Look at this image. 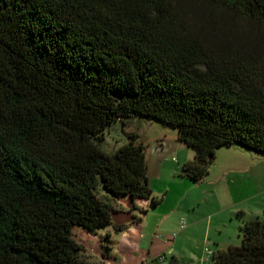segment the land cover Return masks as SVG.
Wrapping results in <instances>:
<instances>
[{
    "label": "trees",
    "instance_id": "trees-1",
    "mask_svg": "<svg viewBox=\"0 0 264 264\" xmlns=\"http://www.w3.org/2000/svg\"><path fill=\"white\" fill-rule=\"evenodd\" d=\"M132 117L176 130L192 182L222 147L264 155V0H0V264H88L74 228L121 233L115 201L160 203L136 134L102 148ZM239 232L207 259L264 264V220Z\"/></svg>",
    "mask_w": 264,
    "mask_h": 264
},
{
    "label": "rangeland",
    "instance_id": "rangeland-1",
    "mask_svg": "<svg viewBox=\"0 0 264 264\" xmlns=\"http://www.w3.org/2000/svg\"><path fill=\"white\" fill-rule=\"evenodd\" d=\"M126 133L136 134L137 143L144 147L147 182L152 196L160 200L156 216L144 219L151 224L155 239L150 250L157 249V253L148 259H142L145 251L127 254L121 249V234L108 228L111 256L103 258L99 238L106 230L90 234L74 228V239L84 247L88 264H213L205 249L238 246L242 222L264 220V155L236 145L222 147L216 151L209 177L189 182L179 175V168L192 159L194 151L176 140V130L152 119L132 117L125 127L114 123L104 132L102 148L115 152L128 142ZM208 179L221 180L217 186L225 185V190L212 193ZM115 202L120 204V200ZM180 223L184 228L191 226L185 236Z\"/></svg>",
    "mask_w": 264,
    "mask_h": 264
},
{
    "label": "crops",
    "instance_id": "crops-1",
    "mask_svg": "<svg viewBox=\"0 0 264 264\" xmlns=\"http://www.w3.org/2000/svg\"><path fill=\"white\" fill-rule=\"evenodd\" d=\"M175 138L177 140V134ZM184 146L186 147V145ZM208 177L209 174L203 179L205 180ZM209 179H208V184L210 185L209 190L210 191L212 190V193L213 191L219 193L222 190L223 191L225 190L226 188L225 185H222V189L219 188V186H217L218 184L222 183L221 180L214 179V181H209ZM188 181L192 182L190 180ZM214 186H216V190ZM161 201L164 200L162 199ZM157 206L150 207L149 201L147 200L138 199V200H134V202H131L127 198L121 199L120 204L117 203L115 204L116 212L113 215L114 223L124 224L127 226L126 229L120 233L121 237L119 241L121 242L122 245L121 249H125L127 254H131L132 252L133 253L140 252L139 254L141 253L143 254V252L145 251L146 253L142 256V259L155 257L156 255L155 253H157V249H153L152 251L150 250L152 247L153 248L155 247L154 234L152 233L151 230V224L147 223V221L145 222L144 219L146 218V216H151V215L156 216ZM133 208L134 210H132ZM141 211H145V213L139 216V213L141 214ZM132 212H133V216L136 219V221L133 223L129 218ZM190 228L191 226L188 228L186 227L184 228L183 236L186 235V232L189 231ZM105 234H109V236L111 237V232L109 229L106 230ZM144 247H146L147 250H145ZM216 251L218 250H213L212 252L214 253Z\"/></svg>",
    "mask_w": 264,
    "mask_h": 264
},
{
    "label": "built area",
    "instance_id": "built-area-1",
    "mask_svg": "<svg viewBox=\"0 0 264 264\" xmlns=\"http://www.w3.org/2000/svg\"><path fill=\"white\" fill-rule=\"evenodd\" d=\"M184 228L183 224L180 223V229ZM205 252L207 254V258L211 257L212 256V251L211 250H208V249H205Z\"/></svg>",
    "mask_w": 264,
    "mask_h": 264
}]
</instances>
